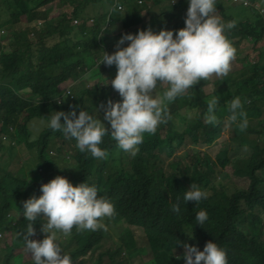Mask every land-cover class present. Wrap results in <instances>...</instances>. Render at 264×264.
I'll use <instances>...</instances> for the list:
<instances>
[{"label": "trees", "instance_id": "obj_1", "mask_svg": "<svg viewBox=\"0 0 264 264\" xmlns=\"http://www.w3.org/2000/svg\"><path fill=\"white\" fill-rule=\"evenodd\" d=\"M153 1L161 6L171 0ZM59 2H0L4 11L0 16L4 34L0 38L4 40L8 34L11 38L6 50L0 42V150L6 149L2 144L4 137L10 139L7 144L10 148L15 138H21L24 146L35 145L33 160L37 162L31 168L25 165L27 172L22 171L20 176L0 167V264H33L22 239L28 223L23 216L22 202L42 194L38 180L44 179L47 183L58 173L67 175L69 181L74 180L73 185L94 184L99 188L97 195L114 205L115 213L107 220L116 227L120 222L127 227L107 248H104V230L77 231L74 226L68 235L60 233V246L74 264H185L176 257L175 249L180 247L185 251L184 244H188L203 250L208 241L225 249L227 264H264V118H261L264 115V13L253 4L260 0H250L249 5L242 3L234 11L224 0L216 1V14L222 22L236 21L235 27L226 31L236 49L229 73L212 74L189 87L174 103L167 104L170 118L159 124L167 130L165 137L158 140L157 136L144 133L134 156L118 148L110 136L103 137L100 147L107 151L104 158L81 153L73 138H66L46 126V117L54 111L68 112L72 108L77 115L82 108L90 113L101 107L110 89L101 87L100 99L97 98L99 87L95 86L77 95L66 94L64 82L73 79L77 86L81 85V75L86 76V70L89 77L101 76V68L105 66L99 61L107 48L103 43H116L124 33L135 34L158 23L160 27L154 28V32L173 30V24L183 28L188 0L178 2L180 18L174 12L173 19L165 21L155 14L146 25L142 16L144 6L135 0H117L125 7L124 13L113 7V3L98 8L100 0ZM47 5L57 14L49 15L48 10L40 27L27 26ZM153 10L150 8L149 13ZM74 19L80 23L74 24ZM46 38L56 40L49 44ZM247 39L252 43H246ZM241 64L243 67L233 74ZM112 66L116 68L115 64ZM167 87L160 84L154 95L162 94ZM91 96L94 101L89 100ZM214 96L218 98L217 119L210 123L205 118L207 101ZM235 96L241 98L248 120L240 133L236 131L239 117L237 122L226 126L230 114L227 103ZM254 119L256 123H251ZM32 120L40 122L41 130L34 139L29 128ZM106 128L110 129V125ZM227 128L231 139L223 141L224 147L215 159L190 147L215 141ZM238 138L236 152L231 153ZM50 146L57 157L62 156L64 171L57 166L58 158L51 151L48 154ZM65 146L68 149L62 148ZM180 151L184 152L178 154ZM217 165L232 182L237 176L245 179L247 186H230L217 174ZM193 183L208 193L198 204L192 200L183 202L184 191ZM176 202L180 210L172 212L171 205ZM201 209L208 214L202 225L195 221V213ZM43 220L38 218L34 222L35 235L31 239L41 240L46 235L41 231ZM138 230L147 242L135 238L133 234Z\"/></svg>", "mask_w": 264, "mask_h": 264}, {"label": "clouds", "instance_id": "obj_2", "mask_svg": "<svg viewBox=\"0 0 264 264\" xmlns=\"http://www.w3.org/2000/svg\"><path fill=\"white\" fill-rule=\"evenodd\" d=\"M216 1L188 0L185 26L175 30V36L173 30L154 32L147 28L135 34H122L113 53L104 50L99 64L103 62L105 67L101 71L113 64L117 69L115 77H107L113 88H109L108 92L113 101L109 100L103 106L104 120L109 122L110 129L87 110H80L77 115L75 108L68 112H52L46 117V126L54 132H61L66 138H73L81 153L87 152L94 158L106 156V149L100 147L106 135L116 142L118 148L134 156L143 142V134L154 133L159 124L170 118L167 102L212 74L222 76L230 71L236 49L226 31L234 28L236 21L222 22L216 14ZM236 1L244 3V0ZM125 42H128L126 46H122ZM158 83L167 84L168 87L162 94L154 95ZM115 97L122 99L116 101ZM60 102L58 99L57 103ZM217 104L218 98L215 96L207 101L206 119L210 123L216 122ZM227 109L230 114L226 126L237 122L239 117L236 126L243 131L248 120L242 110L241 98L233 97L227 103ZM6 139L4 137L2 143L5 152L10 153L18 145L30 148L23 145L21 138L19 141L15 138L10 148L7 144L11 141L6 142ZM40 191L42 194L38 198L32 196L22 202L23 216L28 221L22 235L24 247L30 253L33 264H74L71 256L62 250L58 233L68 235L74 226L77 231H106L107 225L103 221L114 215V205L104 196H97L98 189L94 184L73 185L60 175L43 183ZM207 196V191L193 183L184 191L183 202L192 200L198 204ZM179 210V202L171 205L172 212ZM38 218H44L41 231L46 235L41 240L30 238L35 235L33 224ZM207 218L204 209L195 213L197 224L202 225ZM176 249L183 254L182 258H177L183 259L185 264H227L225 249L214 241L206 242L203 250L188 244H184L185 251L180 247Z\"/></svg>", "mask_w": 264, "mask_h": 264}, {"label": "rangeland", "instance_id": "obj_3", "mask_svg": "<svg viewBox=\"0 0 264 264\" xmlns=\"http://www.w3.org/2000/svg\"><path fill=\"white\" fill-rule=\"evenodd\" d=\"M1 1L2 0H0V2ZM57 1L59 2V0H57ZM135 1H137L138 4L144 6V9L142 10V14H143L142 16L144 18L143 25L148 24V21L150 19L153 20L155 18V14L160 15V16H158L159 19H162V20H165V21L168 20L170 17L173 19L174 12H176L178 14L179 18L181 16L180 11L176 8L177 5H178L179 0H175V3H172V0H171L170 2H165L161 6H156L154 4L153 0H135ZM160 1H162V0H160ZM108 3H113L114 4L113 7L120 9L123 13L126 11L125 7L123 5H120L117 2V0H100L101 6L98 7V8H102V7L106 8L108 6ZM224 3L226 5H228V6H230V9H232L233 11L235 10L236 6L241 5V2L240 1H236V0H234V1L233 0H229V1L224 0ZM249 4H252L250 2V0H248V4L247 5H249ZM253 4H254L255 8H257V10H259L260 13H262V14L264 13V0H260V3H253ZM0 6H2V5H0ZM119 6H120V8H119ZM150 8H152V9L154 8V10L149 13ZM155 9H157V10H155ZM48 10H49V15H50V13H51V15L57 14V12L53 9V7L51 5H47L45 7H42V9H41L42 12H40V15L38 16V18L35 21H33L32 23L28 24L27 26H29V27H40L41 26L40 24L45 19V14L47 13ZM164 10H166L168 12L165 15H164V12H163ZM70 12L71 11H69L68 13H70ZM3 13H4L3 9L0 8V16ZM183 16L186 17V14H183ZM73 23L74 24H79L80 20L78 22V20L74 19ZM17 25H19V23H17ZM175 25L176 24L172 25V29L173 30H177L178 29V27H176ZM115 27L116 28L118 27V22H116ZM138 27H140V25ZM159 27H160V24L158 23L157 26L156 25H154V26L151 25L150 29L153 31L154 28H159ZM3 34H4V32L0 28V36L3 35ZM7 37L8 38H6L4 40H1V38H0V42L3 45V49H5V50L7 49V47H10V44H9L10 43V39H11L10 35L8 34ZM31 37H33V35ZM55 40H56V38H53V39L46 38L45 39V41L47 43H49V44L54 43ZM246 43H250L251 44L252 41L247 39ZM39 45H40V43H39ZM242 67H243L242 64H241L240 67H236L235 71L233 72V74L236 73L237 71H239ZM116 72H117V69L114 66L111 65L107 70L102 72L100 77L92 78V77H89L90 76L89 75V70H86L85 71L86 76H83V73H82V75H81L82 76L81 77L82 80L79 79V80H81V85L77 86L76 85L77 82H74L73 79H70V80L64 82L65 91L67 92V94L73 93V95L74 94L77 95V93H80L85 88H91L93 86L100 87V86L105 85V84H106L105 85L106 88L113 89L112 86H111V83H110L111 81H109L107 77L109 75H116ZM78 77L80 78V76H78ZM233 77L236 78V76H233ZM102 78H106V79H102ZM159 85L160 84L158 83L157 87ZM157 87H156V89H157ZM156 89L154 91H156ZM107 94H108V96L104 100V102L101 105V107L99 109H94V110H92L90 112V114H94L95 116H97V118H99L105 124V127L110 125L108 121L104 120V107L103 106L106 105L109 100H111L110 94L109 93H107ZM97 96H98L97 98H99V99L103 97V93H102L101 89L97 88ZM115 99H116V101H119L122 98L121 97L120 98L119 97H115ZM89 100H91V101L93 100L94 101L93 96H91L89 98ZM179 101H180V98L177 99V102H179ZM174 102H175V99L173 101H171V102H167V104H172ZM81 110H85V108H82ZM205 118H206V115H205ZM261 118H264V115ZM39 123L40 122L36 121V120L35 121L32 120V121L29 122V128L31 129V133H32V138L33 139L35 138V135H39V133L41 131L40 128L38 127ZM251 123H256V120L254 119L253 121H251ZM157 127L158 128L156 129V131L154 133H152V134H149V135H151V136L155 135V136H157L158 140H162L165 137V134H166L167 130L165 128L162 129L161 126H159V125ZM236 131L238 133L241 132L240 129L239 130L236 129ZM227 139H231L230 129H228V128L219 137H217L215 141L210 142V143H204L202 145L190 146V147H195V148L201 150L203 153L204 152L208 153L212 158L215 159L217 153L224 147L223 141L227 140ZM16 140L19 141L18 138H16ZM239 141H240V138L236 139L235 144L231 148V153L236 152L235 148H236V146H238ZM62 148L63 149H68L67 146L62 147ZM243 148H244V150H246L245 147H243ZM50 151H51V153L53 154V156L55 158H58V161L60 163L57 164V166L60 167V169H62V167L65 164L63 159H61L62 156L61 157H57L56 156L57 153L55 152V149L51 148V146L48 149V154L49 155L51 154ZM183 152L184 151H180L178 154H181ZM35 155H36V153H35V145H33L30 148L21 147V146L18 145L16 148H12V151L10 153L5 152L4 150H1L0 151V167H3V169H6L7 171L11 172L14 175L20 176V173L22 171L27 172V170L25 169V165H27L26 168H31V167H34L36 165V163H37L36 160H33L35 158ZM68 156L69 155L66 153L65 157H68ZM69 159H72V158H69ZM28 160H31V161L27 162ZM72 161H74V160H72ZM26 162H27V164H26ZM217 169H218V173L217 174H219L221 177H223L225 182H227L230 186H232V187L234 186L235 188H237V187H246L247 186L246 185L247 182H246L245 179H242V178H239V177L235 176L234 177L235 181L232 182L231 179L225 174L226 171L221 172V168L218 165H217ZM37 171L40 172L41 169H38ZM65 173H67V172H65ZM58 175L61 176L60 173H58ZM64 175L65 174H63V176ZM55 176L56 175H54V177ZM65 177H67V175ZM70 182L72 183V182H74V180H70ZM38 183L41 186L43 183H45V180L44 179L38 180ZM97 189L99 190V188H97ZM40 193H41V191H40ZM97 196L100 197V195H97ZM107 219L108 218L106 217V218H104V221H103L107 225V230L103 231V232H105L104 248L112 246L113 243H114L113 241L116 240V239H119V235H121L127 229V227L125 226V224L123 222H120L119 224L117 223V227H116V226H114L113 222H110V220H107ZM59 234L60 233H58V235ZM133 235L135 236V238L139 237L141 242H147L144 234H142L140 230L135 231ZM175 255H176V257L182 258L183 254L180 253L176 249L175 250ZM182 263H183V260H182Z\"/></svg>", "mask_w": 264, "mask_h": 264}, {"label": "crops", "instance_id": "obj_4", "mask_svg": "<svg viewBox=\"0 0 264 264\" xmlns=\"http://www.w3.org/2000/svg\"><path fill=\"white\" fill-rule=\"evenodd\" d=\"M117 34V33H116ZM121 37V36H120ZM120 37H119V39H120ZM116 43H117V41H116ZM116 43H111V44H105V43H103V45L104 46H107V50H108V53L109 54H111V53H113L114 51H116L117 50V48H116ZM115 77V75H110V77ZM98 77H100V76H97V78Z\"/></svg>", "mask_w": 264, "mask_h": 264}, {"label": "built area", "instance_id": "obj_5", "mask_svg": "<svg viewBox=\"0 0 264 264\" xmlns=\"http://www.w3.org/2000/svg\"><path fill=\"white\" fill-rule=\"evenodd\" d=\"M244 3H245V4H247V3H248V1H247V0H244Z\"/></svg>", "mask_w": 264, "mask_h": 264}]
</instances>
